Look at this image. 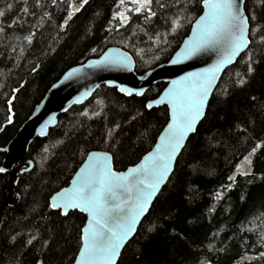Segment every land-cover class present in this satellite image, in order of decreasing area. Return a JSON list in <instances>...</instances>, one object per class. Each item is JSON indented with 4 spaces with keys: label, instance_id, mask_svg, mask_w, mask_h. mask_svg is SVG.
Instances as JSON below:
<instances>
[{
    "label": "trees",
    "instance_id": "1",
    "mask_svg": "<svg viewBox=\"0 0 264 264\" xmlns=\"http://www.w3.org/2000/svg\"><path fill=\"white\" fill-rule=\"evenodd\" d=\"M72 2L0 0V27L5 29L0 33V130L14 114L13 124L0 135V147L13 139L68 69L118 46L132 54L142 74L173 56L203 11L202 0H192L186 11L154 7L161 18L145 21L143 15L128 13L131 21L121 27L113 20L118 0H89L78 12ZM250 9L257 16L253 26L264 25V6L247 0L246 13ZM177 14L187 15L191 23L171 34L163 17ZM166 32L167 43L158 46L157 34ZM261 47L253 53L258 63L252 73L243 75V54L222 76L205 119L118 264H264V147L251 157L249 175L236 172L252 148L264 142ZM165 87L153 86L138 98L102 86L84 105L60 116L47 138L34 141L27 155L34 169L16 186L20 201L0 213V264H74L86 217L53 211L51 196L69 185L91 151L110 152L118 171L139 162L168 123L167 107H145ZM4 159L0 152V167ZM7 188L8 174L0 173V206Z\"/></svg>",
    "mask_w": 264,
    "mask_h": 264
},
{
    "label": "snow or ice",
    "instance_id": "2",
    "mask_svg": "<svg viewBox=\"0 0 264 264\" xmlns=\"http://www.w3.org/2000/svg\"><path fill=\"white\" fill-rule=\"evenodd\" d=\"M191 2L192 0H184L181 4L179 0H172L171 3L164 0H118L116 8L119 11L114 13L113 20H118L123 27L126 22L131 21L128 13H135L143 15L145 21H151L153 18H161L153 10L154 7L161 12L169 8H183L186 11ZM87 3L88 0H83V4ZM202 3L206 11L196 21L192 35L184 42L183 48L171 63L179 64L203 53H215L217 59L200 72H190L179 80L172 81V86L159 99L145 104L149 110L161 104L171 108L170 122L164 134L159 137L160 142L155 149L145 155L140 164L123 172L115 170L113 155L108 152H93L72 181V186L51 196V208L62 211L64 216H68L70 210H78L87 215V223L82 228V246L75 264H116L120 250L135 234L153 197L167 181L173 166L178 164L182 150H186V141L197 133V125L205 117L219 74L228 65L235 63V58L240 57L241 53L247 57L246 72L243 75L252 73V65L258 63L253 53L257 46H264V25L253 26L252 22L257 20L255 9L248 10L246 14V0H202ZM257 3L264 6V0H257ZM70 7L78 12L82 5L71 4ZM23 11L27 13L28 9L24 8ZM3 15L4 13H0V16ZM163 18L171 34L178 33L184 27V22L191 23L187 15L177 14L170 19ZM67 19H72V13L68 14ZM4 31V27H0V33ZM168 34H157L156 44L159 46L162 42L167 43ZM27 39L31 43L32 37ZM260 52L264 54V47L260 48ZM89 66L97 69L119 67L131 70L132 62L126 54L113 51V54H106ZM236 75L238 82L243 85L246 81L242 74ZM115 86L128 96H145L143 89L134 92L131 88ZM14 99L15 97L9 99V105ZM84 115L87 116V113ZM9 122L11 123V117ZM43 131L42 129V134ZM111 135L109 132V136ZM261 147H264V142L252 148L244 158V163L237 167V174H250L251 157ZM7 171V168L0 167V173ZM229 180H235V176H230ZM217 198H220L219 194Z\"/></svg>",
    "mask_w": 264,
    "mask_h": 264
},
{
    "label": "water",
    "instance_id": "3",
    "mask_svg": "<svg viewBox=\"0 0 264 264\" xmlns=\"http://www.w3.org/2000/svg\"><path fill=\"white\" fill-rule=\"evenodd\" d=\"M89 1V0H88ZM247 2V0H246ZM203 7V3H202ZM205 9H203L200 16L204 14ZM247 14V13H246ZM199 16V17H200ZM199 17L195 20L191 27V31L189 35L183 40L180 47L177 49V51L173 54V56L165 63H162L154 68H151L142 74H138L136 72V62L134 57L130 52L127 50L118 47V46H110L107 48L102 54H100L97 57L90 58L83 64L76 65L70 69H68L59 79L56 81L50 89L45 94L44 98L41 100V102L35 107L33 113L30 115V117L23 123V125L20 127L16 135L13 137V139L4 147H0V152L5 154V159L3 162V165L1 167H5L8 169L6 173L1 174H8V188H7V198L3 202V204L0 206V213L1 211L9 206L13 207L17 205L20 201V195L16 193V186L18 183V180L21 176H23L26 173H30L34 169V163L31 159L27 158L29 149L31 148L32 144L36 139H45L48 137L50 131L57 127L59 123L60 116L66 114L68 111H70L72 108L76 106H82L86 102H88L97 92L99 88L102 86H106L110 89H117V91L126 97H138L143 98L140 96H128L125 93H122L119 91V88L115 85H119L124 88H131L135 91H139L143 89L145 91V94L153 87L159 84H164L166 87L162 91V93L155 99L150 100L148 102L154 101L156 99H159L160 96H162L171 86L172 81L179 80L181 77L185 76L186 74L190 72H200L201 70L210 67L212 64L216 62L217 56L215 53H203L198 56H194L193 58L189 60H184L179 64H172L171 61L176 58L177 54L181 51L183 48L184 42L192 35V31L194 29L196 21L199 19ZM113 51L126 54L129 59L132 62V68L131 70L127 68H119V67H113L110 69H97L90 67V63L93 61L100 60L102 57H104L106 54L111 55L113 54ZM243 53H241V56ZM236 57L235 63L228 65L222 73L219 74V79L216 81V87L213 89V94L209 98L208 101V107L210 104V101L219 85V82L224 75V73L232 66H234L237 61L241 58ZM77 70V71H73ZM71 73V75H69ZM143 77V79H142ZM79 101V102H77ZM162 107H167L168 113H169V120L170 122L171 118V108L170 106L166 104H161L158 106H154L152 109H158ZM205 116L207 114V110ZM151 109V110H152ZM11 123L8 121L5 123L1 130L0 135L3 133V131L6 129V127L13 124V118L14 114L11 112ZM205 119V117H204ZM197 125V128L200 126L202 121ZM167 123V124H168ZM167 124L160 133V135L157 138V141L153 148L149 151H153L156 147V145L160 142L159 137L164 134ZM43 131V134L41 130ZM194 135V134H193ZM192 136V135H191ZM190 136V137H191ZM189 137V139H190ZM189 141V140H188ZM186 141V144L188 143ZM184 150H182L183 153ZM104 153L108 151H102V150H95L91 151L84 162L77 168L75 171L70 183L68 186L63 187L64 188H70L72 186V181L75 179L76 175L79 173L80 169L83 168L87 162H88V156L93 153ZM148 152V153H149ZM110 155H112L110 152H108ZM147 153V154H148ZM146 154V155H147ZM145 156V155H144ZM143 156V157H144ZM143 157L139 162H137L135 165L140 164L143 160ZM180 157H178L179 160ZM114 163V158H113ZM135 165H132L130 167H133ZM128 167V168H130ZM176 164L173 166L172 171L170 172V175L167 179V181L161 185L160 190L155 194L152 201L150 202V205L148 209L146 210V213L141 217L140 222L137 225L135 234L132 236V238L125 244V246L120 250V255L117 258L116 264H118L126 246L129 244V242L135 237L137 234L142 222L144 219L148 216L149 212L152 209V206L157 199V197L160 195L164 187L169 182L171 176L174 173ZM127 168V169H128ZM122 170L123 171H126ZM116 170V169H115ZM118 171V170H116ZM60 189V190H62ZM56 193V192H55ZM54 193V194H55ZM53 194V195H54ZM51 199V198H50ZM51 207V206H50ZM52 209V208H51ZM57 212H61L62 216L63 212L54 210ZM79 212L78 210H70L69 214L71 212ZM81 213V212H79ZM86 217L87 223V215L86 213H82ZM66 217V216H64ZM84 225V226H85ZM82 246V244H81ZM81 249V248H80ZM80 251V250H79ZM79 253L75 259V261L78 259ZM75 264V262H74Z\"/></svg>",
    "mask_w": 264,
    "mask_h": 264
},
{
    "label": "rangeland",
    "instance_id": "4",
    "mask_svg": "<svg viewBox=\"0 0 264 264\" xmlns=\"http://www.w3.org/2000/svg\"><path fill=\"white\" fill-rule=\"evenodd\" d=\"M72 4L82 5V7L85 5L83 4V0H73ZM243 171V169H241Z\"/></svg>",
    "mask_w": 264,
    "mask_h": 264
}]
</instances>
